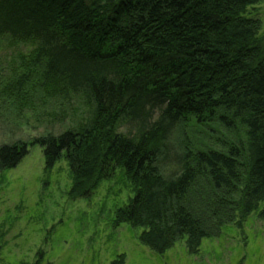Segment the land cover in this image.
I'll return each instance as SVG.
<instances>
[{
	"label": "trees",
	"instance_id": "obj_1",
	"mask_svg": "<svg viewBox=\"0 0 264 264\" xmlns=\"http://www.w3.org/2000/svg\"><path fill=\"white\" fill-rule=\"evenodd\" d=\"M263 2L0 0V173L39 146L76 199L120 169L112 224L159 255L264 218ZM30 119L44 132L17 136Z\"/></svg>",
	"mask_w": 264,
	"mask_h": 264
},
{
	"label": "rangeland",
	"instance_id": "obj_2",
	"mask_svg": "<svg viewBox=\"0 0 264 264\" xmlns=\"http://www.w3.org/2000/svg\"><path fill=\"white\" fill-rule=\"evenodd\" d=\"M249 17L264 33V2ZM10 54L9 45L0 43V68L9 65ZM23 125L17 136L25 139L44 132L32 119ZM71 186L66 160L47 170L39 146L18 167L0 173V264H112L121 256L125 264H264L260 212L205 239L197 255L184 242L159 255L140 241L141 230L112 224L116 211L135 197L120 169L87 198H72Z\"/></svg>",
	"mask_w": 264,
	"mask_h": 264
}]
</instances>
